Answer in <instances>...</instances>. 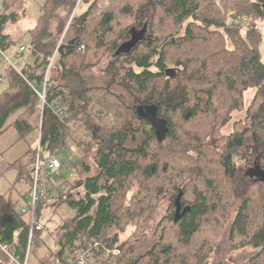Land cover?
I'll list each match as a JSON object with an SVG mask.
<instances>
[{"label":"trees","instance_id":"16d2710c","mask_svg":"<svg viewBox=\"0 0 264 264\" xmlns=\"http://www.w3.org/2000/svg\"><path fill=\"white\" fill-rule=\"evenodd\" d=\"M127 1L133 2L128 6ZM127 1L118 8L117 0H81L79 3H77L78 0H43L39 7L40 15L30 29V38L27 44L22 41L25 35L22 36V39H13L5 32L7 22L11 24L16 22L19 14L14 10L9 13L0 11V48L3 52L11 55V61L21 71L17 72L7 63L0 69L5 82V87L0 91V135L9 125H12L16 129L18 139L24 138L32 130L28 116L40 110L41 145L56 155H60L64 152L63 148L67 137L71 134L72 127L74 125L83 127L84 136L80 135L75 141L76 148L79 147L82 154L76 155L75 159L69 162L74 170L73 180L70 181L65 192L58 193L49 203L44 197L37 212V218L45 225L50 218L41 212L44 205H50L54 211L62 203H65L74 211L73 216L69 217V223H63L57 227V229L63 230L62 236L58 237V246L55 252L59 264H68V258L82 250L91 239L97 240L105 246V249L100 250L91 264H97V262L106 264L110 259L119 258L128 252L135 253L134 248L126 241L118 240L115 233L112 236L105 235V229L118 222L117 214L113 208L114 201L120 192L127 190L130 179L140 172L138 175L141 178H138L139 185L150 194L147 199L138 194V197L132 198L131 204L150 208L153 201L160 197L163 191L171 189L170 185H174L177 175L186 171L183 166L179 165L180 169L173 173L169 162L175 161V159L181 160L182 148L185 150L184 145L186 152L189 153L193 148L198 152L201 144L204 143L201 136V134H207L204 128L196 130L191 127L193 136L184 145L177 131L179 124H176V120L180 121L178 119L182 117L189 120L200 110V98L195 94L204 92L210 102L215 93L214 87L216 86L214 85L217 84L218 88L225 87L228 94L223 101L227 102L228 109L235 110L242 107L244 91L254 88L256 91L251 102L253 106L250 107L257 113L251 119H264V58H262L264 47L262 51L258 44L253 47L251 41L255 37H250L249 42H246L247 46L251 45L249 52L244 54H239L235 50L227 52L225 47H222L223 51L211 52L214 55L213 58L206 60V53L209 52L210 46L206 49L207 52L205 50L200 53V46L196 45L195 41L200 43L199 39L203 36H199V34L196 36L191 29V25L199 23L196 0H148L149 4L153 3L154 8L156 7L154 11L159 13L160 18L161 16L170 17L177 25L186 21L189 23L184 31V38L190 44H194L190 46V57L182 59L179 56H173L171 62L173 67L167 66L168 51L169 53L179 51L178 47L181 44L178 45L179 42L175 39L174 42L169 43V46L162 41L161 45L158 44L159 29L151 27L155 24L154 13L153 19L149 21L148 36L137 41L128 50L122 48L123 50L121 49L118 54L114 55L118 58L108 64V70L114 72V81L130 91L136 105L124 104L118 95L106 87H90L85 84L82 89L77 90L75 88L77 82L83 81L82 77L80 80L81 71L89 64L94 65L89 59L91 54L97 51L96 49L100 46L104 47L106 35L115 31L112 26V10L128 14L126 17L130 19L140 13L148 3L145 2V5L139 6L138 0ZM75 5L78 7L73 10ZM251 6L253 11L264 19V11L260 2H252ZM131 10H133L132 13H130ZM60 11L64 12L65 16ZM95 12L102 14L94 27L90 28L88 19L91 13L95 14ZM67 17H69L68 28L64 38L58 42L57 38L64 30ZM207 22L222 28L225 34H230V29L225 23L219 24L212 20ZM231 25L234 27L243 26L242 24ZM134 27H130L128 32V29L125 28V31L117 36L121 39L127 36L128 40L119 44V40H114L111 45H118L116 47L118 50L132 36L139 35L141 31L134 32ZM248 30L251 32V27ZM89 32L95 35L97 46L94 48L84 42V37ZM69 34L71 35L69 36ZM248 35L250 34L247 33L246 36ZM20 45H25L26 50L17 57L15 54ZM213 47L217 46H211V48ZM27 56L30 61L26 60ZM199 56L204 60L198 59ZM120 57L126 64H117ZM211 62L212 64H210ZM117 77H119L118 80ZM157 77L162 80L161 84L153 83ZM76 80L78 81L75 83ZM44 82V102H42L37 92L43 90ZM204 82L210 84L209 88L204 89L202 86ZM56 103H58V107ZM30 107H34V111L27 113L26 109ZM146 107L154 108L157 117L163 120L164 126L167 128L162 140L158 139L155 127L140 110L141 108L144 110ZM21 110H23V114L19 118L17 114ZM209 111L212 113V123L213 121L219 123L223 116L222 113L218 122L219 117H215L212 110L209 109ZM13 115L16 116L10 122ZM107 117H111L112 123L106 122ZM261 125L257 124L253 128L254 130H251L250 138L247 140L245 133L249 131V128L236 130L224 136L225 139L221 142L219 151L216 148H211L215 157L218 158L223 176L227 179L225 183L226 198L222 197L216 189L213 190L211 180L205 181L201 187L195 183L190 192L192 199L187 198L188 191L184 185L174 188L176 193L171 197L169 207L162 219L177 227L179 238L175 235L169 240L165 238L166 244H159V248H157L158 243L164 239L162 234L159 237L160 240L158 239L151 249L141 255L140 260L146 259L149 262L147 264H159V261L166 264L171 255L173 258H177L174 252L181 248L177 245H182V247L185 245L184 252L180 254V261H187L190 256V251H188L190 250V239L198 231L202 218L216 212L217 201L223 203L221 208L224 209L232 199L238 200V205L229 228L231 248L249 244L253 248H260L259 254L264 253V166L259 167L261 172H257V177L252 178L250 183L244 182L239 187L233 181L236 170V163L233 161L234 154L238 153V149L246 143L247 145L253 144L255 147L260 144L259 132L261 128L259 126ZM138 132L143 137L136 143L137 146H129V143L137 142L136 133ZM183 133L185 132L183 131ZM217 141L215 140L214 146H218L220 143ZM165 145L168 146L169 153H166L164 157L159 151ZM198 145L200 146L198 147ZM201 154L200 150L198 160ZM33 155L32 149L31 158ZM88 155L92 156L97 168L94 175L89 174ZM160 167L161 169H158ZM199 167L197 165L196 175L203 179L205 175L199 176L203 172L201 169L199 170ZM190 170L191 168L187 171L190 172ZM159 176H161L160 180L157 179ZM29 182L31 183L30 176ZM147 182L154 184L148 188ZM211 194L212 197H217L215 202ZM253 194L257 202L260 203L258 217H250L253 215L252 209H250L252 206L250 196L253 197ZM128 207L131 211H136L132 205ZM215 218L218 222L217 215L213 219ZM250 218L255 220L250 221ZM137 227L144 229L140 223H137ZM0 234L11 248L23 254L28 236L27 218L20 213L12 200L9 197L5 198L2 193H0ZM42 238V230L36 231L35 244L39 243ZM139 240L133 239L130 243H133L134 246ZM113 248L117 249L118 253L113 254L107 250ZM164 257L167 260H163ZM138 262L139 260H133L126 264H138ZM202 263L198 261L196 264Z\"/></svg>","mask_w":264,"mask_h":264},{"label":"rangeland","instance_id":"374dc122","mask_svg":"<svg viewBox=\"0 0 264 264\" xmlns=\"http://www.w3.org/2000/svg\"><path fill=\"white\" fill-rule=\"evenodd\" d=\"M42 1L43 0H0V11H7V13H9L10 11L14 10L19 14L16 22L12 24L10 22H7L8 24L5 27V32H7L13 39H22V36L25 35L22 41L27 44L30 38V29L35 24L36 18L40 15L39 7ZM80 1L81 0H78L77 3H79ZM126 1L127 0H117V2L119 3L117 7H122ZM131 2L133 1H127V3H129L127 5L129 6ZM145 2L148 3L146 4ZM196 2L198 3L197 14L199 17V23L191 25V29L194 31L196 36L197 34H199V36H203V38L199 39L200 43L197 40L195 41L196 45L200 46V53L204 52L210 46L209 52L206 53V60L213 58L214 55H212L211 52L215 53L219 50L223 51L224 49L222 47H225L227 52L232 50L237 51L239 54L249 52V48L251 45L247 46L246 42L250 40V37H255L251 41L252 46L255 47L258 44L260 51H262L264 47V19L259 16L258 13H255L253 11L251 3L260 2V6L264 11V0H196ZM142 4L145 5L143 10L137 15L135 14L130 19L126 17L128 14L125 15L123 13L112 10V26L113 28H115V31L106 35V42L104 43V47L100 46L96 49L97 51L93 53L91 52V58L89 59L90 62H93L94 65L89 64L85 69L81 71L82 73L80 76V80L82 77L83 81H75V83L78 81L75 87L77 90L82 89L83 85L85 84L90 87H106L113 93L118 95L120 97V100L124 104L129 106L136 105L135 99H133L134 97L130 94V91H128L123 85L115 82L114 72L108 70V64H110V62L114 59L118 58V56H114L116 54V47L118 45L113 46L111 44L114 42V40H119L118 44L120 42H123L124 40H128L129 37L127 36H125L123 39L118 38L117 36L121 35L125 31V28L126 30L128 29V32L129 28L132 26H135L134 32L143 31L144 27L147 26L142 33L143 38H146L149 34V21L150 19H153L154 13L155 24L151 25V27L153 26L152 29H159L158 44L161 45L163 42L165 43V45L169 46V43L174 42L175 40H178V45L181 44V46L178 47L180 49L179 51H171L170 53L168 51V54L166 56L167 66L173 67L171 63L173 60V56H179L182 59H187L188 57H190V46L194 44H190V42H187L186 38H184V31L188 27L187 25L189 23H187L186 21L182 24H174L170 17L161 16L160 18L158 16L159 13L154 11L156 7L154 8L153 3L149 4L148 0H138V5L142 6ZM76 7L78 6L75 5L73 10H75ZM132 12L133 10H131L130 13ZM60 13L65 16L64 12L60 11ZM102 13H91V16L88 19L90 28L94 27L98 19L101 17L100 14ZM208 20H212L213 22L219 24L225 23L230 29V34H225V31L222 28H218V26L208 23ZM230 23L233 25L242 24L243 26L234 27ZM68 25L69 17H67L65 21L63 32L57 38L58 42H60L64 38L65 31L68 28ZM249 27H251L252 29L251 32H249L248 30ZM247 33H249L250 35L246 36ZM70 35L71 34H69V36ZM155 37L158 38L157 36ZM84 39V42H86V44L90 45L92 48L97 46L94 34L89 32L85 35ZM48 41H50V39H48ZM213 45L217 47L211 48V46ZM15 56L17 55L15 54ZM263 56L262 58H264ZM198 59L202 58L199 56ZM26 60L30 61V58L27 56ZM117 64H126V62L122 57H120ZM210 64H212V62ZM14 66L19 69L16 64H14ZM114 70L117 73L116 68ZM118 78L119 77H117V80ZM159 79L160 77L155 78L153 80V83L161 84L162 80ZM202 84L204 89L209 88L210 86V84L205 82ZM214 86H216L214 87L215 93L212 96L210 102H208V96L204 92H198L197 94H195L200 98V110L197 111L196 115H194L189 120H186L183 117L178 119L180 121L176 120V124H179L177 131L183 145L187 144L190 141V137L193 136L191 127L195 128L196 130H201L202 128H204L206 129L205 132L207 134H201L202 141H204V143L201 144V146L198 145V147L200 146L198 152L195 148H193L192 151L187 153L186 146L184 145L185 150L184 148H182L183 154L181 155V160L175 159V161L169 162L172 167L173 173H176V171L180 169V166H183L186 169V171H183L181 175H177L174 181V185H170L171 189L169 191L167 189L163 191V194H161L160 197L153 201V204L150 208L141 207L138 204L134 206V204H131L132 198L134 199V197H138L139 194L140 197H144L147 199L150 194L149 192L144 190L141 185H139V179L141 178L138 177V175H140V172H137L136 175L130 179L127 190L122 191L118 194V197L116 201H114L113 206L118 217V222L112 227L105 229V235L112 236L115 233L118 236V240H120L121 242L126 241L128 245H131L134 248L135 253L128 252V254H125L124 256H121L119 258L110 259L106 264H126L132 262L133 260H139L138 264H147L149 262H147L146 259L140 260L141 255L151 249L157 243V240H160L159 237L162 234L164 239L160 243H158L157 248H159V244H166L165 238L169 240L170 237L178 235L179 230L177 229V227L162 219L169 207L171 197L176 193V186L180 187L184 185V187L188 191L186 195L189 199L191 198L190 192L194 188L195 183H197L198 186L201 187L203 186L205 181L211 180L214 187L213 190L216 189V191H218L219 194L222 195V197L226 198L227 187H225V183L227 182V179L223 176V172L219 167V162L217 160L218 158H216L215 154H213V152L211 151V148H216V150L219 151L221 142H223L225 139L224 136H227L228 134L236 130L249 128V131L245 133V139L247 140L250 138L251 130L255 128L257 124H262L261 126H259L261 128V131L259 132L261 136L260 144L255 147V145L253 144L248 143L250 145H247L246 143L244 146L238 149V153L234 154L233 161L236 163V170L233 181L235 185L237 184L239 187H241L244 182L250 183L254 178H256L257 172H261L259 167L264 166V119L252 120L251 117L256 115L257 112H255V110L250 107L253 106L251 105V102L253 100L256 89L250 88L244 91V94L242 96V107H238L235 110H230L228 109L227 102L223 101L227 97V89L225 87L218 88L217 84H215ZM4 87L5 82L3 80L0 82V91ZM208 108L214 112L215 117H219L218 122L221 118L222 113L223 116L219 123H216V121H213L212 123V113ZM33 111L34 107L26 109L27 113H32ZM22 114L23 110L19 111L17 116L21 118ZM15 116L16 115L12 116L10 122H12ZM105 120L106 122L112 123L111 117H107ZM28 121L31 123L32 130L27 136L19 139L25 140L26 138H28L25 140V143H21L22 145L27 144V146H30L33 143L31 148L28 150L27 158L25 159V156L17 158L11 164H9L10 166H7V168L5 167L8 170L4 171L3 167H1L2 164L0 162V193L4 194L5 198H8L9 194L13 192L15 193V195L17 194V192L18 194L22 195L26 191L27 187V196L30 193L29 176L31 177V174H29V165L33 158V156L31 158V151L33 149L34 154L35 149L38 145L36 144L37 141H35L37 139L36 136L39 137V135L41 134L40 110L37 112L35 111L31 115H29ZM106 125L109 126L111 124ZM205 125L207 126L206 128L204 127ZM14 130L16 131L15 128ZM183 131L185 133H183ZM140 134L141 133L139 132L136 133V138H138L137 142L129 143L128 145L133 147L137 146L136 143H138L143 137ZM80 135L84 136L83 127L74 125L72 127L70 136H68L66 139L63 148L64 152L60 155H57L61 163H65V165L62 166V172L60 170L55 175H52L49 180L50 183H46V192L44 194V197L46 198V201L48 203L51 199L55 198L58 193L65 192L68 188V184L74 178V170L71 168L72 165H70L69 162L73 161L76 155L80 156L82 154L81 149L79 147L76 148L75 146V141L79 138ZM13 138L14 134H10V131H7L6 134H3L0 137V161L4 157H8L16 149L18 144L15 146H11ZM215 140H218L217 143L220 141V143L218 144L219 147L214 146ZM193 144L196 145L195 142H193ZM82 148L84 149V147ZM200 150L202 151V154L200 159L198 160L197 158H199L198 153ZM159 152H162V156L165 157L166 153H169L168 146L165 145V147L162 148ZM17 155V152H15L13 156L11 154L12 158ZM87 161L90 165L89 174L94 175L97 171V168L92 156L89 157L88 155ZM14 162L15 166H11ZM197 165L200 166L199 170L201 169L203 171L199 176L204 174L205 178L200 179V177H197ZM189 168H191L190 172L187 171ZM158 169H161V167ZM160 177L161 176L157 177V179L160 180ZM153 184V182H147V187L150 188ZM254 197V194L253 197L250 196L252 205L250 206V209H252L253 213V215H251L250 217H258L260 203L257 202L256 198ZM212 198L214 202L217 200V197ZM11 200L16 207L18 203L13 199ZM130 205H132V208L136 211H131L130 207H128ZM217 205L218 206L216 212L214 211L209 215H205L202 218L201 225L199 226L198 231L192 235L189 242V259H187V261L185 262L180 261V254H182L181 252H184L183 248L185 247V245H183L184 247H182V245H177L181 247L174 252L176 253L177 258L175 259L171 255L166 264L170 262L176 264H196L198 261L203 262L202 264H264V253L259 254L260 248H253L249 244L234 249L230 246L229 228L230 223L232 222L234 217L233 214L235 213V209L238 205V200L232 199L227 203V206L225 207L226 209L221 208V206L223 205L221 201H217ZM51 211L53 210L51 209L50 205H44L41 208V212H43L50 218L49 222L44 225L46 231L49 232L50 229L54 227L57 228L56 225L58 224L60 218L61 220L65 221L74 214V211L65 203H62L53 212ZM214 214L218 216V222L216 221V218L213 219L215 216ZM224 214L226 215L223 217ZM253 220L255 219L250 218V221ZM137 223L142 224L144 229H139L137 227ZM160 223L161 225H159ZM46 231H44V233H46ZM133 239L140 240L136 245L133 246V243H130ZM171 239L174 240V238ZM43 242L44 241H41L40 246L43 245ZM53 247H56L55 241ZM36 250L37 246L33 245L31 255ZM111 250H113L114 253H118V250L115 248ZM53 259L56 260V264L59 263L56 257ZM162 259L167 260L166 257ZM97 264L101 263L97 262ZM159 264L165 263L159 261Z\"/></svg>","mask_w":264,"mask_h":264},{"label":"built area","instance_id":"2783aa9c","mask_svg":"<svg viewBox=\"0 0 264 264\" xmlns=\"http://www.w3.org/2000/svg\"><path fill=\"white\" fill-rule=\"evenodd\" d=\"M25 50V45L18 46L16 53L17 56H21ZM8 55L9 54L3 52L0 48V58L2 60L0 62V69H2L3 65L7 63L20 73L21 71L17 69L11 61L12 57ZM3 80L4 77L2 75V71L0 70V82ZM44 89L45 82L43 83V90L41 92H37L42 102H44ZM56 106L58 107V103H56ZM37 139L36 144L38 145L29 165L31 174L30 193L25 199L24 204L19 209L20 213L26 216L28 223V236L23 254L18 253L16 249L11 248L8 242L4 240L0 234V255L8 261V264H28V259L32 252V246L35 243V232L43 230L44 228L43 223L37 218V212L39 209V203L46 192V183H50V177L58 173L63 166L55 153L41 145L40 135ZM102 248L105 249V246L101 242L91 239L82 250L75 252L73 257L68 258V264L92 263V260L95 259ZM107 250L114 253L113 250ZM114 254H116V252ZM4 258H1L0 256V264H5L1 261Z\"/></svg>","mask_w":264,"mask_h":264},{"label":"crops","instance_id":"0c3cea01","mask_svg":"<svg viewBox=\"0 0 264 264\" xmlns=\"http://www.w3.org/2000/svg\"><path fill=\"white\" fill-rule=\"evenodd\" d=\"M7 131H10V134H14V138L11 142V146H15L18 144L16 149L11 154L13 156L14 153L17 152L18 155L15 156L14 158H12V156L10 154L8 157H4L0 161L2 164L1 167H3V171L8 170V169H6L7 166H10L9 164H11L17 158L25 156V159H26L27 155H28V150L31 148V146L33 144L32 143L30 146H27V144L22 145L21 143H23V142L25 143V140L28 138H26L25 140H19L18 135H17V133L14 130V127L12 125H9L8 128L0 135V137L3 134H6ZM36 138H38V136H36ZM35 141H37V139ZM35 141H32V142H35ZM4 162H7V163H4ZM12 166H15V165H12ZM27 189H28V187H27ZM27 189H26V191H27ZM26 191L22 195L18 194V192L16 195L14 192L9 194L10 199H13L15 202H17L19 204V205L17 204V206H16L18 210L24 204L25 199L28 197ZM69 220H70V218L66 219L65 221L61 220V218H60L56 227H58L59 225H61L63 223H69ZM45 221H46V219H45ZM41 222L43 223V221H41ZM48 222L46 221V224ZM43 225H44V223H43ZM43 230L46 231V228H44ZM43 230H42V237L43 238H42V240L39 241V243H36V244L34 243V245L37 246V250L34 251L32 255L30 254L29 259H28V264H56V260H54L53 258L56 257L55 252H56L57 246H58V237L62 236L63 230L59 229V228L57 229L55 227L50 229V232L46 231V233H44ZM41 241H44L42 246H40ZM54 241L56 243L55 248L53 247ZM0 256H1V258H4L2 255H0ZM1 261H3L5 264H8V261L5 258L2 259Z\"/></svg>","mask_w":264,"mask_h":264},{"label":"water","instance_id":"95a60500","mask_svg":"<svg viewBox=\"0 0 264 264\" xmlns=\"http://www.w3.org/2000/svg\"><path fill=\"white\" fill-rule=\"evenodd\" d=\"M144 30H145V27H144ZM144 30L141 31L139 35L132 36V38L129 41H126L123 45H121L120 48L116 50V54H118L122 48H124V50H128L129 48H132L136 44L137 41L143 38L142 33L144 32ZM140 110L142 114L155 127L158 139L162 140L165 137L167 128L164 126L163 120L157 117L155 109L146 107L144 110L142 108Z\"/></svg>","mask_w":264,"mask_h":264},{"label":"bare ground","instance_id":"6f19581e","mask_svg":"<svg viewBox=\"0 0 264 264\" xmlns=\"http://www.w3.org/2000/svg\"><path fill=\"white\" fill-rule=\"evenodd\" d=\"M30 186H31V183H30Z\"/></svg>","mask_w":264,"mask_h":264}]
</instances>
